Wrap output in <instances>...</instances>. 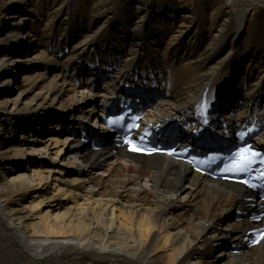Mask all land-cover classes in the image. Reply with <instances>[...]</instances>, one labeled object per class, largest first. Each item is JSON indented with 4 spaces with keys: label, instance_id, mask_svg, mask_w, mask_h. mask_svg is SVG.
I'll return each mask as SVG.
<instances>
[{
    "label": "bare ground",
    "instance_id": "bare-ground-1",
    "mask_svg": "<svg viewBox=\"0 0 264 264\" xmlns=\"http://www.w3.org/2000/svg\"><path fill=\"white\" fill-rule=\"evenodd\" d=\"M261 7L264 0H0V264L264 259L262 246L213 256L252 227L233 218L248 205L242 187L164 155L80 153L70 134H56L58 120L100 95L99 83L78 88L94 66L112 81L153 89L152 116L198 120L205 97H235L240 121L264 124ZM34 130L52 132L45 139L55 142V159L29 155L54 145L40 150L44 138L28 136ZM31 168L38 180L25 184Z\"/></svg>",
    "mask_w": 264,
    "mask_h": 264
},
{
    "label": "snow or ice",
    "instance_id": "snow-or-ice-1",
    "mask_svg": "<svg viewBox=\"0 0 264 264\" xmlns=\"http://www.w3.org/2000/svg\"><path fill=\"white\" fill-rule=\"evenodd\" d=\"M133 121L140 119L138 116L132 117ZM124 120L123 116L109 119L108 123L112 125L120 124ZM138 127L136 124H132L129 126V130L131 128ZM130 145L129 150L133 152H144L145 149L140 148L136 143H134L131 139H126L125 141ZM148 154H151L153 152L159 151L158 149H150L147 150ZM174 150L171 152H168V155H174ZM257 158H259V163L264 164V153L254 151L251 147V145H248L247 147L240 148L239 151L235 153L233 157H231V163L225 164L223 171L226 173H247L251 170L253 164L257 163ZM212 159H216L213 157ZM189 163H196V164H203L206 163V161L203 160H197L196 157H192V159L189 161ZM200 169L197 168V171ZM258 178H264V174H262ZM242 183H247V181H241ZM262 239H264V235L261 236Z\"/></svg>",
    "mask_w": 264,
    "mask_h": 264
},
{
    "label": "rangeland",
    "instance_id": "rangeland-1",
    "mask_svg": "<svg viewBox=\"0 0 264 264\" xmlns=\"http://www.w3.org/2000/svg\"><path fill=\"white\" fill-rule=\"evenodd\" d=\"M257 15H258V17H259V22H260V25H261V27H262V29H263V31H264V8L263 7H261V8H259V10H258V12H257ZM252 27H253V21H251V22H248L247 23V25H246V30H251L252 29ZM29 65V62H25V66H28ZM15 84L17 83V85L19 84V78L17 79H15V82H14ZM14 84H12V86H13ZM10 87H11V85H10ZM16 87V86H15ZM12 89H15V88H12ZM82 93V92H81ZM78 95H81V94H78ZM20 136H21V134H20ZM16 140H25V139H23L22 138V136L21 137H19V136H17L16 138H15ZM27 139V138H26ZM47 140H49V139H43V140H40V142H42V144L40 143L38 146L40 147V150H41V147L42 148H44L45 146H47V145H50V144H54L55 142H50L49 144H48V142H47ZM39 143V142H38ZM55 146V144L54 145H52V149L50 150V152L48 153V154H45L44 156L43 155H41V154H36V155H34V154H29V155H32V156H34V157H36V158H42L43 160H50V159H55V157H54V154H55V152H56V149H53V147ZM32 148V147H31ZM31 148H29L30 150H27L28 151V153L30 152H32V150H31ZM34 152V151H33ZM32 152V153H33ZM31 156V157H32ZM1 174L3 175L4 174V172L3 171H1ZM13 175H15V174H13ZM29 177H32L31 178V180H28V182L27 181H24L23 183H25V184H28L30 181H35V182H37V176H33V168H31L30 170H29V173L27 174ZM46 176H48V174H46V173H44V175H43V177L45 178ZM11 178H13L12 176H9V178L8 179H10L11 180ZM52 195L51 196H53L55 193L53 192V191H51L50 192ZM187 195H185V194H182L181 195V197H180V201L181 202H183L184 204H187V200H188V197H186ZM38 202V199L37 200H31V202L30 203H33L32 205H35V203H37ZM30 203H26V204H24V207L25 208H28L29 206H30ZM215 249H218V247L216 246L215 247ZM224 251L222 250V249H219V251H217L216 252V255H214V256H219L220 254H222Z\"/></svg>",
    "mask_w": 264,
    "mask_h": 264
}]
</instances>
